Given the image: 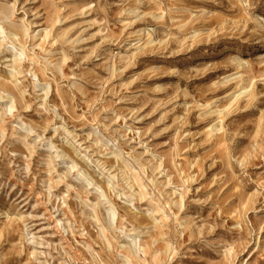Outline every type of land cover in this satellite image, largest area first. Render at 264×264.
Masks as SVG:
<instances>
[{
  "label": "rangeland",
  "instance_id": "374dc122",
  "mask_svg": "<svg viewBox=\"0 0 264 264\" xmlns=\"http://www.w3.org/2000/svg\"><path fill=\"white\" fill-rule=\"evenodd\" d=\"M0 9V264H264V0Z\"/></svg>",
  "mask_w": 264,
  "mask_h": 264
},
{
  "label": "bare ground",
  "instance_id": "6f19581e",
  "mask_svg": "<svg viewBox=\"0 0 264 264\" xmlns=\"http://www.w3.org/2000/svg\"><path fill=\"white\" fill-rule=\"evenodd\" d=\"M0 14H4V11L2 9H0ZM15 35V34H14ZM19 43V42H18ZM18 71V70H17ZM4 100L3 97H0V101ZM3 102V101H2Z\"/></svg>",
  "mask_w": 264,
  "mask_h": 264
}]
</instances>
